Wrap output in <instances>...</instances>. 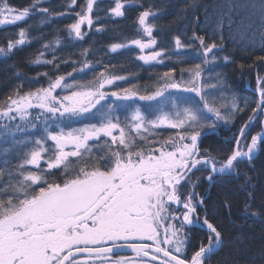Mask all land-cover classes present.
<instances>
[{"label":"snow or ice","instance_id":"snow-or-ice-1","mask_svg":"<svg viewBox=\"0 0 264 264\" xmlns=\"http://www.w3.org/2000/svg\"><path fill=\"white\" fill-rule=\"evenodd\" d=\"M39 3L40 0H32L29 6L16 9L8 0H0V26L25 21L35 13ZM76 3L77 0H70L68 7ZM93 6L94 0H86L80 6L81 11L75 13L78 19L67 26L69 35L74 33L76 38H84L81 26L93 24ZM124 7L121 0H115L110 11L121 17ZM237 7L235 0H224L213 30L221 41L225 24L231 29L243 23V17L238 21L233 16ZM245 7L256 8L257 5ZM38 11L47 14L49 9L39 8ZM259 13L264 25V0H260ZM156 16L151 5L145 8L137 18L138 31L145 38L113 44L110 50L115 52L129 44L135 45L142 53L149 50L148 54L140 55L139 60L163 63L161 58L166 55L165 51L153 47L157 45L153 35L157 25L150 19ZM15 35L17 39H8L6 46L0 45V56L6 58L18 46L29 42L27 28H20ZM191 39L199 42L198 51L203 60L201 64L181 68L179 81L175 78L176 69L170 68L154 85L145 86L143 93L136 85L107 92L104 91L106 85L126 77L100 73L94 81L83 85L66 83L65 75L53 78L45 72L42 75L48 77L47 87L21 94L23 85H19L0 103V118L13 121L18 116L26 121L25 128H36L33 121L43 119V135L16 142L32 147L15 171L0 168V184H3L0 187V264H205L209 255L223 246L221 231L209 222L207 215L200 222L197 208L204 205V200L197 199L196 182L191 181V174L202 168L208 172L206 179L211 182L216 175L235 174L240 162L252 159L258 142L264 140V129L253 135L245 146L241 141L249 124L264 112V76H256L259 93L256 107L240 128L239 136L234 137L230 152L221 160L207 149L201 153L200 141L206 134L205 129L214 130L219 121L231 122L245 108L240 107L235 94L229 99L224 90L230 86L223 80L222 73H216V84L202 82V64L208 65L217 59L233 62L230 56L218 58L215 55L214 50L222 49V44L206 43L205 37L195 32ZM252 43L254 45V41ZM260 46L264 49V31ZM175 47L177 50L185 47L179 36L175 37ZM53 61H41L38 56L33 62L52 64ZM257 63L264 64V56L256 57L248 67L254 68ZM88 67L89 63L85 62L80 70ZM244 67L239 65L241 71ZM185 73L190 77L187 81ZM20 75L18 72L17 76ZM57 89L68 94L58 96ZM213 91L221 92L223 103H217V97L211 94ZM185 93L195 94L198 99ZM108 97L115 100L108 103ZM139 102H145L143 108ZM244 104L247 107L248 101ZM32 109L39 112L33 116ZM118 110L128 112L123 126ZM81 118L96 119L98 123L68 131L61 126ZM53 126L58 130L53 131ZM161 127L175 132L162 140L149 139ZM15 130L24 129L17 125ZM101 139L103 144L99 143ZM90 141L96 143L102 155L93 154ZM69 146L71 150H66ZM42 160L46 167H41ZM27 166H35V170L26 171ZM57 172L61 173L59 177ZM5 174L9 177L7 183L2 179ZM188 183L192 190L185 195L180 189ZM172 205L178 207L173 209ZM170 220L179 221L180 227L168 223ZM193 224L206 227L207 243L201 241L190 258H182L187 243L183 229ZM124 249H130L133 255L113 258Z\"/></svg>","mask_w":264,"mask_h":264},{"label":"trees","instance_id":"trees-1","mask_svg":"<svg viewBox=\"0 0 264 264\" xmlns=\"http://www.w3.org/2000/svg\"><path fill=\"white\" fill-rule=\"evenodd\" d=\"M121 2L125 4L124 15L117 17L110 11L115 6V0H94L91 13L93 24L88 26L85 23L81 26L82 32L85 33L83 39L76 38L74 33L69 35L67 26L78 19L75 13L81 11L80 6L84 5L86 0H77L76 5L71 8L68 7L70 0H40L35 13L25 21L16 25L0 26V45L6 46L8 39H17L15 33L20 28H27L29 39L28 43L18 46L8 57L0 56V103L12 95L19 85H23L21 94L47 87L48 77L42 75L45 72L53 78L57 75H65L66 83L76 82L83 85L94 81L100 73L126 77L125 80L108 85L105 89L107 92L136 85L143 93L145 86L154 85L159 76L170 68L176 69L175 78L179 81L181 68L201 64L203 60L198 51L199 42L191 39L195 32L204 36L206 43L215 41L217 44H222V49L214 50L215 55L218 58L227 55L232 57L233 61L225 63L222 59H217L208 65L202 64L204 68L202 82L216 84V73H222L223 80L230 86L224 90L229 99L235 94L240 107L245 108L243 112L236 114L231 122L219 121L214 130L205 129L206 134L202 135L201 153L207 149L211 155L216 156L217 160L223 159L232 149L235 143L234 137L239 136L240 128L248 122L249 116L253 115L252 109L256 107L255 101L259 98L256 76L264 75V64L257 63L251 69L248 65L253 64L256 57L264 56V49L260 46L261 32L264 31L259 13L260 0H235L239 7L236 8L233 16L238 21L242 17L244 20L242 24L234 25L231 29L225 24L222 41L219 34L213 30L223 9L224 0H121ZM8 3L16 9H22L29 6L32 0H8ZM253 3L257 5L256 8L245 7ZM150 5L157 12L156 18L150 19V22L157 25L153 32L157 45L153 47L157 51L161 49L165 51L166 55L161 58L163 63H145L139 60L138 57L143 53L130 44L112 52L110 47L113 44H128L132 39L145 38L138 31L137 18L139 13ZM39 8H47L49 12L41 14ZM54 13H65V15H54ZM42 19L44 23H40ZM97 29L101 30L97 31ZM177 36L185 45L183 49L177 50L175 47ZM85 49H87L86 55ZM40 53L43 55L40 56ZM38 56L41 61H53L54 57L55 60L52 64L34 63ZM208 59L211 60V56ZM85 62L89 63V67L81 71ZM240 64L245 66L243 71L239 68ZM18 72L21 74L19 77ZM68 73L72 75L67 76ZM189 78V74L185 73L184 80L187 81ZM55 94L62 96L67 95L68 92L57 89ZM211 94L217 97V103L224 102L220 100V91H213ZM185 95L198 99L195 94L185 93ZM113 100L114 97L107 98L108 103H112ZM245 100L248 101L247 107L244 104ZM139 103L143 108L145 102ZM37 113V111L32 112V115ZM117 115L123 126L128 112L118 110ZM263 117L264 112H261L249 124L246 135L241 141L242 146L250 143L251 137L260 132ZM33 122L37 124L36 128H25L26 121H21L20 118L13 121L0 120V168L5 169L6 172L15 171L16 165L32 147L31 144L16 142L43 135V119ZM92 123L98 121L81 118L71 123L65 122L61 126L68 131ZM5 125L8 127L5 128ZM17 125L24 130L16 131ZM52 130L58 129L53 126ZM174 132L173 129L161 127L156 129L149 139L162 140L173 135ZM99 143L103 144L104 140L101 139ZM89 144L93 148L94 155L103 154L97 150L94 141H90ZM41 167H46L45 160L41 161ZM25 170L34 171L35 166H27ZM60 175V172L56 173V176ZM207 176L208 172L201 168L199 171H193L191 181L196 182L194 191L198 194L197 198L204 199L202 209L204 216L207 215L209 222L221 231L224 243L216 253L209 256L205 264H264V140L260 142L256 155L250 161L244 159L237 165L235 174L217 175L209 193L210 182L206 179ZM2 179L3 183H7L9 177L5 174ZM2 186L3 184H0V187ZM191 190V183L184 184L180 189L185 195ZM252 213L257 215L253 216ZM187 233L192 237L190 249L197 250L201 241L207 243L208 232L187 230Z\"/></svg>","mask_w":264,"mask_h":264},{"label":"rangeland","instance_id":"rangeland-1","mask_svg":"<svg viewBox=\"0 0 264 264\" xmlns=\"http://www.w3.org/2000/svg\"><path fill=\"white\" fill-rule=\"evenodd\" d=\"M135 46V45H134ZM137 47V46H136ZM138 48V47H137ZM139 49V48H138ZM140 50V49H139ZM148 51L149 50H145L144 52H143V54L144 55H146V54H148ZM264 76V75H263ZM108 85H106L105 86V88H104V91H105V89H106V87H107ZM257 90V89H256ZM31 111V113L32 112H35V111H37V112H39V109H32V110H30ZM17 118H19L18 116H17ZM0 120H4V121H6L7 119L6 118H0ZM262 129H264V117H263V119H262ZM262 129L260 130V132L262 131ZM259 132V133H260ZM114 134H116V135H118V132H114ZM261 142V141H260ZM260 142H258V145H257V148H256V150L254 151V154H253V157L256 155V153H257V150H258V148H259V144H260ZM66 150H71V146H69ZM252 157V158H253ZM195 171V170H194ZM217 176V175H216ZM210 182V181H209ZM211 182H213V181H211ZM177 228H178V226H176ZM184 232V231H183ZM185 234L187 235V243L185 244V248H184V251H183V253L181 254L182 256L183 255H186V257L187 258H190L191 257V255H192V253L194 252V250L193 249H190L189 248V244H190V242H191V240H192V237L190 236L191 234H189V233H187V232H185ZM133 255V254H132ZM116 257H118L117 255H114V257L113 258H116ZM183 258V257H182ZM150 259V258H149ZM155 264H157V263H155Z\"/></svg>","mask_w":264,"mask_h":264},{"label":"flooded vegetation","instance_id":"flooded-vegetation-1","mask_svg":"<svg viewBox=\"0 0 264 264\" xmlns=\"http://www.w3.org/2000/svg\"><path fill=\"white\" fill-rule=\"evenodd\" d=\"M197 199H199V198H197ZM203 199V198H202ZM204 200V199H203ZM176 207H178L177 205H172V208L173 209H175ZM203 206L202 207H198L197 208V213H198V215H199V217H200V222L202 223V221H203V219H204V214H203ZM181 211H183V209H182V207H181ZM176 215H179V213L177 212L176 213ZM168 223H173V224H175L176 226H178V228L180 227V223H179V221H168ZM187 230H190V231H196V230H202L203 231V229H201V228H199V227H195V226H192V227H185L184 229H183V231H184V233L185 232H187ZM161 234H162V236H163V230L161 229ZM190 234V233H189ZM126 254H129V255H126ZM132 254L133 253H125V254H122V253H120L119 255H117V256H132ZM183 258H187L186 257V255H183L182 256Z\"/></svg>","mask_w":264,"mask_h":264},{"label":"water","instance_id":"water-1","mask_svg":"<svg viewBox=\"0 0 264 264\" xmlns=\"http://www.w3.org/2000/svg\"><path fill=\"white\" fill-rule=\"evenodd\" d=\"M257 94H258V96H259L258 91H257ZM212 185H213V182H210V189H209L208 193L210 192ZM192 226L199 227V228L203 229L204 231L208 232L207 229H206V227H200L198 224H193V225H190V226H187V227H192ZM220 248H221V247H220ZM220 248H219V249H220ZM219 249H218V250H219ZM218 250L214 251V252L211 253L210 255L216 253ZM120 253H132V252H131L130 249H124V250H122V251H118V252H116L115 254H120ZM161 255H162V254H161ZM210 255H209V256H210Z\"/></svg>","mask_w":264,"mask_h":264}]
</instances>
